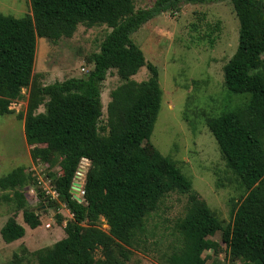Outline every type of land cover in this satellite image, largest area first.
Segmentation results:
<instances>
[{
  "label": "trees",
  "instance_id": "1",
  "mask_svg": "<svg viewBox=\"0 0 264 264\" xmlns=\"http://www.w3.org/2000/svg\"><path fill=\"white\" fill-rule=\"evenodd\" d=\"M222 1L227 0H154L150 7L136 8L135 0H29L30 12L21 17L0 12V116L11 114V103L28 89L25 140L31 158L50 170L57 191L56 198L46 195L20 165L0 177L3 197L31 229L41 224L38 207L64 206L71 214L68 219L56 216L58 223L66 220L65 237L33 251L23 248L22 255L14 252L15 264H128L133 249L147 241L149 217L172 192L186 194L187 204L173 225L163 264H216L202 254L218 251L219 242L210 238L218 231L231 259L264 264V0H228L239 28L237 47L223 65V84L229 96L244 99L205 116L239 190L229 199L226 222L198 196L176 162L153 148L150 136L162 89L157 67L131 38L143 24L178 10L182 2ZM80 24L111 28L99 50L88 56L92 68L85 76L43 84L33 73L37 38H69ZM143 66L149 76L136 81L132 76ZM111 69L121 83L110 91L103 119L101 88ZM83 159L89 164L78 201L70 188ZM28 186L37 191L36 207L26 199ZM24 235L14 215L0 228L5 243Z\"/></svg>",
  "mask_w": 264,
  "mask_h": 264
},
{
  "label": "rangeland",
  "instance_id": "2",
  "mask_svg": "<svg viewBox=\"0 0 264 264\" xmlns=\"http://www.w3.org/2000/svg\"><path fill=\"white\" fill-rule=\"evenodd\" d=\"M153 3L154 0H135V7H150ZM0 12L21 17L30 12L29 0H0ZM238 28V19L228 0L201 4L182 2L178 10L159 14L131 35L146 61L157 67L162 89L161 106L150 136L153 148L176 162L191 178L193 190L225 222L230 220L229 199L236 198L239 190L206 126L205 116L218 114L227 105L236 106L244 99L240 94L229 96L223 84V65L237 47ZM110 30L106 25L87 27L80 24L69 38L53 42L38 37L33 73L40 74L43 84L85 76L92 68L88 56L99 50ZM148 76L143 66L132 78L141 81ZM120 83L115 70H109L101 88L103 119L110 91ZM22 94V98L11 103L13 112L0 116V177L23 165L33 175L43 180L51 179L46 164L30 156L31 147L23 131L28 89L23 88ZM43 109L41 105L38 111ZM88 164V160H81L74 181L83 184ZM57 170L58 166L52 168L54 172ZM27 188L23 191L28 204L38 206L37 191L31 194ZM5 193L0 188V228L14 215L24 226L25 235L11 243H5L0 236V264H15L14 252L22 255L23 248L33 251L65 237L66 220L61 223L56 220L57 214L65 219L71 217L64 206L58 209L38 207L41 224L31 229L24 223L20 211L14 213L12 203L3 197ZM186 204L187 195L178 192L169 193L162 200L158 211L148 219L147 241L133 249L128 264H163L164 254L169 252L173 240V225L184 215ZM101 227L108 228L104 221ZM210 238L219 242V249L203 252V256H210L208 263L241 264L226 253L219 231ZM20 264L28 263L22 261Z\"/></svg>",
  "mask_w": 264,
  "mask_h": 264
},
{
  "label": "built area",
  "instance_id": "3",
  "mask_svg": "<svg viewBox=\"0 0 264 264\" xmlns=\"http://www.w3.org/2000/svg\"><path fill=\"white\" fill-rule=\"evenodd\" d=\"M33 176L35 177L36 186L40 188L46 195H49L51 198L57 197V191L54 185L51 184L52 179L47 178L46 180H43L40 176H35V174ZM27 190L31 194H35V191H36L35 187L33 186H31L30 188H27ZM83 193L84 191H83V184H82L79 190V195L82 197ZM46 226L48 227L49 224H46Z\"/></svg>",
  "mask_w": 264,
  "mask_h": 264
},
{
  "label": "water",
  "instance_id": "4",
  "mask_svg": "<svg viewBox=\"0 0 264 264\" xmlns=\"http://www.w3.org/2000/svg\"><path fill=\"white\" fill-rule=\"evenodd\" d=\"M81 185H82L81 183L73 181L71 188H70L71 194L78 201H81V198L78 196ZM44 207L45 206H42L41 208H44ZM37 211H38V209H37Z\"/></svg>",
  "mask_w": 264,
  "mask_h": 264
}]
</instances>
